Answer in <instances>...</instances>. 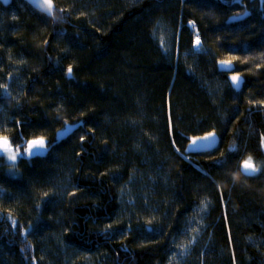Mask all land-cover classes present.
Returning <instances> with one entry per match:
<instances>
[{
  "label": "trees",
  "instance_id": "16d2710c",
  "mask_svg": "<svg viewBox=\"0 0 264 264\" xmlns=\"http://www.w3.org/2000/svg\"><path fill=\"white\" fill-rule=\"evenodd\" d=\"M53 2H0V136L51 146L0 156V264H264V0Z\"/></svg>",
  "mask_w": 264,
  "mask_h": 264
},
{
  "label": "snow or ice",
  "instance_id": "6c2138e0",
  "mask_svg": "<svg viewBox=\"0 0 264 264\" xmlns=\"http://www.w3.org/2000/svg\"><path fill=\"white\" fill-rule=\"evenodd\" d=\"M28 2L33 5L34 8L40 9L41 11H44L47 13L49 16H54L53 12V0H28ZM5 3H7V0H5ZM197 45H199V41L197 40ZM221 65H227L230 67V62L229 61H222ZM72 73V68L69 66L68 68V75L71 76ZM233 84L238 88L239 83H240V77L239 76H232L231 77ZM67 131V124L64 129ZM208 139H215V133H208L204 137H198L195 138L192 141L191 146H195L198 143H200L203 140H208ZM81 140H83V137H81ZM22 145H18L13 151L11 145L9 144L8 138L7 137H0V156H2L3 153H8V158L9 161L11 162V166L15 168V161L17 160V157H23L24 154L26 153L29 157L33 155H40L43 154L44 152L47 151V147L45 145V141L41 138L38 140H29L27 141V147L24 148V152L22 153L20 151V148ZM241 171L246 175V176H254L258 171H260V168L253 164L252 158L248 157L246 158L242 164H241ZM191 243V242H190Z\"/></svg>",
  "mask_w": 264,
  "mask_h": 264
},
{
  "label": "water",
  "instance_id": "95a60500",
  "mask_svg": "<svg viewBox=\"0 0 264 264\" xmlns=\"http://www.w3.org/2000/svg\"><path fill=\"white\" fill-rule=\"evenodd\" d=\"M32 8H34L33 7V5H31L29 2H28V0H25ZM0 2L1 3H3V4H5V5H7V4H9V3H11L12 2V0H7V3H5V0H0ZM37 9V8H36ZM54 9H55V7H54V2H53V11H54ZM39 11H41L40 9H38ZM42 13H44V14H47L46 12H44V11H41ZM242 18V16L241 15H232V16H230L228 19L230 20V21H235V20H238V19H241ZM224 61H229L230 62V67L229 66H227V65H224V66H222L221 65V63H220V66H219V68H220V70L221 71H223V72H226V73H228V81L230 82V84H231V87L234 89V90H236V91H239V89H241V87H242V84H243V76L239 73V72H237V71H235L234 70V64H233V62L232 61H230V60H224ZM69 76V75H68ZM232 76H239L241 79H240V83H239V87L237 88L234 84H233V81H232V79H231V77ZM67 130H69V127H67ZM212 132V131H211ZM210 133V132H209ZM212 133H215V132H212ZM208 133H206V134H203V135H199V136H190V139L188 140V143H187V145L185 146L186 148H185V153L186 154H189V153H200V152H205V151H210V149H213V148H215L216 147V145L218 144V142H219V135H217L216 133H215V139L213 140V139H208V140H203V141H201L200 143H198L197 145H195V146H191L192 145V141L195 139V138H198V137H204V136H206ZM67 135V132L63 129L62 131H58L57 132V134H56V140L58 141V140H61L62 138H64L65 136ZM0 137H5V136H0ZM42 138V137H41ZM41 138H31L30 140H38V139H41ZM44 141H45V139L44 138H42ZM9 141V140H8ZM29 141V140H28ZM45 143H46V141H45ZM25 145H26V147H27V142L25 143ZM46 145V147H47V150H49L50 149V147L51 146H48L47 144H45ZM44 154V153H43ZM43 154H40V156H42ZM244 161V160H243ZM242 161V162H243ZM242 162L240 163V171H241V164H242ZM253 164H254V162H253ZM241 173L242 174H244L242 171H241Z\"/></svg>",
  "mask_w": 264,
  "mask_h": 264
},
{
  "label": "rangeland",
  "instance_id": "374dc122",
  "mask_svg": "<svg viewBox=\"0 0 264 264\" xmlns=\"http://www.w3.org/2000/svg\"><path fill=\"white\" fill-rule=\"evenodd\" d=\"M197 40L199 41V39H198V38L195 39L196 46H198V45H197ZM199 44H200V41H199ZM3 155H7V154H3ZM0 159H1L0 162H4V158H3V157H2V158L0 157ZM0 191H3V190L0 188Z\"/></svg>",
  "mask_w": 264,
  "mask_h": 264
},
{
  "label": "clouds",
  "instance_id": "9594fccd",
  "mask_svg": "<svg viewBox=\"0 0 264 264\" xmlns=\"http://www.w3.org/2000/svg\"><path fill=\"white\" fill-rule=\"evenodd\" d=\"M233 178L234 179H239V173H233Z\"/></svg>",
  "mask_w": 264,
  "mask_h": 264
}]
</instances>
